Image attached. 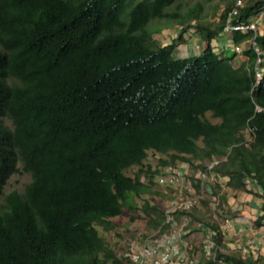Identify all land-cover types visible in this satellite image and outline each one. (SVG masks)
Segmentation results:
<instances>
[{"label": "trees", "instance_id": "trees-1", "mask_svg": "<svg viewBox=\"0 0 264 264\" xmlns=\"http://www.w3.org/2000/svg\"><path fill=\"white\" fill-rule=\"evenodd\" d=\"M176 2L0 0V264L131 261L130 240L126 251L116 250L122 235L114 218L128 211L133 221L140 213L165 233L171 225L164 206L146 195L162 167L182 162L198 190L193 173L220 159L208 172L232 191L253 192L252 185L262 211L253 224L264 225V72L255 83L252 45L237 64L236 53L212 45L227 23L254 16L262 1L249 0L229 16L231 0L216 23L195 25L185 24L190 13L168 10ZM175 16L182 25L177 39L194 26L204 42L199 52L175 57L168 53L175 38H153L151 21ZM253 36L264 69V30H234L232 42ZM149 151L161 154L155 169L144 167ZM16 172L30 181L22 192L4 194ZM208 185L210 199L201 204L217 208V218L174 213L213 232L216 248L196 264H264L256 250L242 256L219 249L224 187L218 180Z\"/></svg>", "mask_w": 264, "mask_h": 264}, {"label": "built area", "instance_id": "built-area-1", "mask_svg": "<svg viewBox=\"0 0 264 264\" xmlns=\"http://www.w3.org/2000/svg\"><path fill=\"white\" fill-rule=\"evenodd\" d=\"M243 0H235L234 7L229 13V16H235L237 7L242 4ZM262 4L258 12L255 15L262 16L264 19V0H261ZM228 31H248L251 30L253 34L257 33L256 22L252 19L237 23H227L225 28ZM250 45L256 52V58L254 61V76L255 83H258L262 77L264 69L262 67L261 51L255 44L254 36L249 40ZM233 50L237 53L243 51L241 44L234 45ZM258 110L260 107L256 106ZM220 159L212 158V160L206 163L205 170H196L193 173L199 181V189L196 190L191 180L187 178L192 172L188 171V165L185 162L180 163L177 166L169 164L161 168V172L155 176V181L159 185H171L177 189L173 193L166 203L164 204V223L171 225L169 229L158 235L156 238H152L144 243H137L132 241L131 250L128 254L131 257V264H196L197 255L190 254L185 245H179V250H175V245L172 242L174 236L180 237L183 234H187L190 230V220L187 215H179L177 221H175V212L177 211H188L197 206L199 199L206 194L210 195V186L208 180L215 182L219 181L221 184L226 182L224 177H217L214 172L209 173L214 166L219 163ZM190 172V173H189ZM154 177V176H153ZM214 200V199H213ZM232 225V218H225L223 223L220 225V230L223 232L225 229ZM197 227L202 225L196 223ZM207 229V228H205ZM208 230V229H207ZM213 232L208 231L207 236L203 240V246L207 250L208 254L213 252L216 248L215 242L212 240L211 235ZM165 235V236H163ZM248 252V248L245 247L240 250V253L245 254ZM219 264H224L223 261L218 259Z\"/></svg>", "mask_w": 264, "mask_h": 264}, {"label": "rangeland", "instance_id": "rangeland-1", "mask_svg": "<svg viewBox=\"0 0 264 264\" xmlns=\"http://www.w3.org/2000/svg\"><path fill=\"white\" fill-rule=\"evenodd\" d=\"M229 1L231 0H177L175 5L168 8V10L175 11V12H181V13H190L189 19L186 20L185 24L189 23L190 25H195L198 22L214 24L218 21L219 14L222 10V7L226 5ZM232 1H235V0H232ZM179 19H180L179 16H175L172 18H162V19L158 18V19H154L150 23V27L154 29L152 36L157 41V43L165 44V43H169L171 39H174V38L176 39L175 42L168 48V53L175 57L185 56L189 52H192V53L194 51L197 52L199 48L202 49L204 47V42L201 40V36L199 35L198 31L196 30L194 26H190L186 28V30L183 32L182 40L177 39V34L182 31L181 30L182 25L179 22ZM193 44H196L197 47L194 48ZM234 45H238V44H234ZM188 47L190 51L188 50L186 52L184 49ZM233 51L234 50L232 49H226L227 56H231L233 55V53H237ZM241 54L242 53H240V55ZM233 60L235 61V59ZM238 61L240 62V60L238 59L234 63L237 64ZM214 120L216 121V119ZM160 156H161L160 153L149 151L146 159L144 160V165H145L144 167L146 168L149 166L151 167V169L157 168V161ZM137 168H138L137 166H133L129 168L126 171V173L129 175H133L134 172L137 170ZM155 176L156 174L152 178L153 182L150 183L151 193L147 194L146 197H148L153 203H157L163 206L166 203V201L170 197H172L173 193L177 191V189L169 185H159L155 181ZM143 178L148 181V179L145 178L144 176H142V179ZM29 181H30L29 174H27L26 172H16L12 174L10 178L7 180L3 193L5 194L12 190H17L21 192L23 191L25 185ZM221 185L224 187V184H221ZM248 186L252 187V185H249V184ZM228 188L229 187L225 185L224 189H228ZM203 198H206L208 200L210 199L206 195L201 197L199 199L197 207L195 206L192 209L194 211L196 210L197 214L204 216L206 220H209V219L214 220V215H218L219 210H217V208L216 209L213 208L212 204H209V203L201 204L202 203L201 200ZM136 202L140 203V199H136ZM129 215H130V212L127 211L126 215L118 216L114 218V220H116L118 223L117 229L119 233L122 235V239L119 241L118 245L116 246V250L118 253H123L124 250L126 251L127 247L125 245L131 239L136 238L137 241L141 242L145 239L149 240L150 238H156V236L158 235L156 233L157 230L150 228L151 226L150 225L148 226L146 224L145 219L141 218L140 213H139L140 217L133 221L128 220ZM181 215H184V213H181L180 216ZM174 219L175 221H177V217H174ZM196 222L198 221H194V223ZM191 227L192 226L190 225V228ZM102 235L105 236L106 239L113 238L114 240H116L117 238L111 231L102 232ZM201 238H202V234L198 235L197 238H195L194 244L196 245V247L192 249L194 252L188 249L190 254L194 255L195 253H197L199 255L201 253V256L203 257L204 253L202 249H200L201 240H202ZM124 264H131V263H129L128 261H125Z\"/></svg>", "mask_w": 264, "mask_h": 264}, {"label": "crops", "instance_id": "crops-1", "mask_svg": "<svg viewBox=\"0 0 264 264\" xmlns=\"http://www.w3.org/2000/svg\"><path fill=\"white\" fill-rule=\"evenodd\" d=\"M247 1L249 0H243L242 4L246 3ZM250 19L256 22L257 32L262 33L264 30L263 17L259 15H254L250 17ZM224 28L223 30L219 31L217 35H215V38L212 40V45L216 52H220L224 55H227L226 49L233 50L234 43L232 42V32ZM248 43L249 41L241 44L243 45L242 46L243 49L247 46ZM193 46L194 48L197 47L196 44H193ZM184 50L186 52L188 50L190 51L189 47ZM199 51L200 48L198 49L197 52ZM197 52L194 51L193 53H197ZM240 53L239 54L236 53V55L234 56L233 59H235V61L238 59L240 61L246 59V57H244V55L242 54L240 55ZM188 54H192V52H189ZM237 63H239V61ZM249 188H251L253 192L251 191L236 192V191H232L231 188L224 189V198L222 204L224 207L225 215L227 214V216H225L223 219L221 218L218 219L219 226L223 223V220L226 217L232 218V225L227 229H225L223 232H221L222 241L219 246V249L225 253L238 252L240 255L246 256V254L249 253L250 249H252V250H256V253L264 254V225L255 226L253 224V221L255 220L256 216L262 213L260 209L261 199L259 198V196L254 194L256 189L252 188L251 186ZM229 214H231V216ZM190 224L192 227L190 228L187 234H183L180 237L174 236V238L172 239V242L175 245V250H179L178 248L179 245L181 244L185 245V248L189 250L194 249L196 247V245L194 244L195 238H197L198 235L202 234L200 249H202L204 253L203 254L204 257L209 255L207 250H205V247L203 246V240L207 236L209 229L208 230L205 229L204 226L197 227L196 223L194 222ZM244 247L246 249L248 248V252H246L245 254L243 253L241 254L240 250L243 249ZM195 254L197 255L198 258L202 257L201 253L199 255L197 253Z\"/></svg>", "mask_w": 264, "mask_h": 264}, {"label": "clouds", "instance_id": "clouds-1", "mask_svg": "<svg viewBox=\"0 0 264 264\" xmlns=\"http://www.w3.org/2000/svg\"><path fill=\"white\" fill-rule=\"evenodd\" d=\"M13 174H14V173H13ZM9 178H10V177H9ZM9 178H8V179H9ZM8 179H7V180H8ZM27 184H28V183H27ZM27 184H26V185H27ZM26 185H25V186H26ZM24 188H25V187H24ZM16 191H17V190H16ZM18 192H20V191H18ZM21 192H22V191H21ZM163 206H164V205H163ZM160 235H161V234H160ZM157 236H158V235H157ZM157 236H156V237H157ZM150 239H152V238H150ZM150 239H149V240H150ZM149 240L145 239V240H143V241L139 242V241H137V239H136V238L132 239V241H136L137 243H142V242L144 243L145 241L147 242V241H149ZM132 241L130 240V248H129V251H128V253H129V252H130V250H131V243H132ZM128 253H127V254H128ZM129 263H130V261H129Z\"/></svg>", "mask_w": 264, "mask_h": 264}]
</instances>
